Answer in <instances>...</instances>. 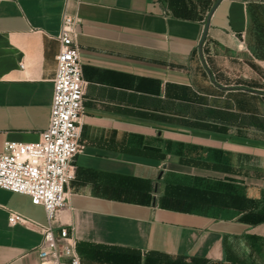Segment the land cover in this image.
<instances>
[{
    "label": "crops",
    "instance_id": "1",
    "mask_svg": "<svg viewBox=\"0 0 264 264\" xmlns=\"http://www.w3.org/2000/svg\"><path fill=\"white\" fill-rule=\"evenodd\" d=\"M192 1L0 0V153L47 128L61 15L79 18L81 150L54 229L81 264H216L264 237V0H221L205 65L215 1ZM39 225L0 188V264H40Z\"/></svg>",
    "mask_w": 264,
    "mask_h": 264
},
{
    "label": "built area",
    "instance_id": "2",
    "mask_svg": "<svg viewBox=\"0 0 264 264\" xmlns=\"http://www.w3.org/2000/svg\"><path fill=\"white\" fill-rule=\"evenodd\" d=\"M78 25L76 14L62 13L47 128L34 142L5 141L0 153V188L28 196L33 205H40L45 211L47 225H39L43 234L37 251L40 264H81L74 227L60 226L57 232L54 229L59 212L66 205L69 182L74 177L73 159L81 150L86 82ZM8 222L10 225L25 223L26 218L11 211Z\"/></svg>",
    "mask_w": 264,
    "mask_h": 264
},
{
    "label": "rangeland",
    "instance_id": "3",
    "mask_svg": "<svg viewBox=\"0 0 264 264\" xmlns=\"http://www.w3.org/2000/svg\"><path fill=\"white\" fill-rule=\"evenodd\" d=\"M207 1L210 2L209 0H198L197 2L202 7L201 3L207 6ZM165 264L187 263L172 261ZM216 264H264V237L251 235L237 239L227 248V255L223 261Z\"/></svg>",
    "mask_w": 264,
    "mask_h": 264
},
{
    "label": "water",
    "instance_id": "4",
    "mask_svg": "<svg viewBox=\"0 0 264 264\" xmlns=\"http://www.w3.org/2000/svg\"><path fill=\"white\" fill-rule=\"evenodd\" d=\"M220 2H221V0H215V2L213 3V5L211 6L210 10L208 11V13L206 15L205 22H204L202 37H201L200 42H199V45H198L199 57H200L203 65H205V62L203 60L202 44H203V42H204V40L206 38L208 29H209L211 15H212L213 11L215 10V8L218 6V4Z\"/></svg>",
    "mask_w": 264,
    "mask_h": 264
},
{
    "label": "trees",
    "instance_id": "5",
    "mask_svg": "<svg viewBox=\"0 0 264 264\" xmlns=\"http://www.w3.org/2000/svg\"><path fill=\"white\" fill-rule=\"evenodd\" d=\"M215 1V0H214ZM187 3L190 4V5H193V1L192 0H187ZM210 3V2H209ZM191 7V6H190ZM206 7V6H205ZM191 8H189V11H190Z\"/></svg>",
    "mask_w": 264,
    "mask_h": 264
}]
</instances>
